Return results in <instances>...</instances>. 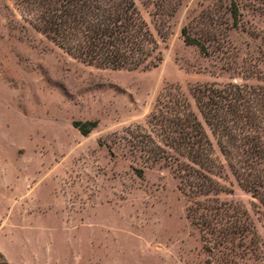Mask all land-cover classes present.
Instances as JSON below:
<instances>
[{
    "label": "rangeland",
    "instance_id": "rangeland-1",
    "mask_svg": "<svg viewBox=\"0 0 264 264\" xmlns=\"http://www.w3.org/2000/svg\"><path fill=\"white\" fill-rule=\"evenodd\" d=\"M167 1L135 0L161 62L115 69L74 57L0 0V253L12 264H264V203L229 169L217 178L233 192L219 196L248 209L254 239L212 248L172 169L131 141L168 86L264 85V0H235L237 27L231 0Z\"/></svg>",
    "mask_w": 264,
    "mask_h": 264
},
{
    "label": "trees",
    "instance_id": "trees-1",
    "mask_svg": "<svg viewBox=\"0 0 264 264\" xmlns=\"http://www.w3.org/2000/svg\"><path fill=\"white\" fill-rule=\"evenodd\" d=\"M231 1L233 27H237L239 7ZM16 3L32 14L39 31L88 63L138 69L156 66L163 58L135 0ZM182 32L188 43L210 54L208 46L192 37L186 27ZM146 124L134 128V147L147 160L163 162L172 169L189 201L187 215L208 246L230 247L236 236L241 241L250 237L254 225L248 209L219 196L233 189L217 177L229 169L243 189L264 203V85L237 80L223 86L203 83L191 87L187 94L179 85L168 86ZM80 130L89 132L86 125ZM0 264L12 263L0 253Z\"/></svg>",
    "mask_w": 264,
    "mask_h": 264
}]
</instances>
